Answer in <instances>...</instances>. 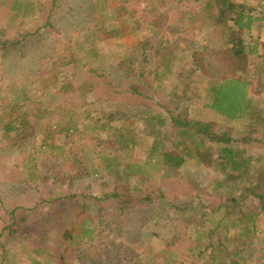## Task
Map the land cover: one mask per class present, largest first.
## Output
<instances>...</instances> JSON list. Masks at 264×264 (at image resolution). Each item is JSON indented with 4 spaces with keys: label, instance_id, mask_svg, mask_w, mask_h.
I'll return each instance as SVG.
<instances>
[{
    "label": "trees",
    "instance_id": "trees-1",
    "mask_svg": "<svg viewBox=\"0 0 264 264\" xmlns=\"http://www.w3.org/2000/svg\"><path fill=\"white\" fill-rule=\"evenodd\" d=\"M60 1H51L42 24L10 42L26 55L31 47L40 50L37 37L53 32L36 68L25 73L28 81L13 82L0 100V130L19 137L29 134L31 122L23 106L31 101L33 90H40L41 97L68 95L72 106L58 107L51 113L53 122L42 119L38 126L39 149L56 155L55 166L43 170L41 158L31 150L22 161L21 172L33 183L50 180L55 185L99 176L113 180V186L101 196L62 190L33 208L13 207L4 231L28 239L29 219L35 215L32 222L63 226L58 244L62 260L69 251L87 249L90 255L112 245L117 252L127 249V264H164L162 255L151 253L150 248L144 253L126 247L128 242L139 246L146 239L144 226L154 217L155 222L170 224L168 238H162L160 244L171 248L187 240V258L202 264H264V236L257 241L258 221L264 212V37L259 29L264 22V0H196L198 7L186 17L189 29L167 27L155 41L139 33L134 11L137 1L151 0H93L88 22L69 34H63V26L52 19ZM39 3L11 0V20L37 17L43 12ZM155 29V25L149 26V32ZM61 34L63 38L58 37ZM96 38L115 43L111 80H106L107 60L97 48ZM185 58L201 76L202 107L222 118L219 130L201 112L190 115L187 106L175 103L173 109L169 103L152 106L147 101L146 77L157 87L180 78L182 93L187 95L189 81L182 71ZM99 82L108 87L107 95L94 100ZM123 93L135 98L134 105L127 101L100 104L115 95L123 97ZM166 125L177 133V139L169 137ZM83 134L92 146L80 157L71 143ZM144 136L149 139L145 159L133 160ZM255 144L261 152H252ZM189 163L212 172L211 192L202 187L195 196L178 203L160 185L150 188L154 175L183 176L184 182L194 183ZM64 200L74 208L69 216L57 207L59 202H68ZM141 207L147 212L142 213L136 234L128 242H116L113 235L124 233V215ZM174 220L179 226H173ZM31 249L34 255L48 251L41 246ZM28 259L32 264H45L31 255ZM2 261L16 264L15 256L6 250Z\"/></svg>",
    "mask_w": 264,
    "mask_h": 264
},
{
    "label": "rangeland",
    "instance_id": "rangeland-1",
    "mask_svg": "<svg viewBox=\"0 0 264 264\" xmlns=\"http://www.w3.org/2000/svg\"><path fill=\"white\" fill-rule=\"evenodd\" d=\"M51 1L52 0H39L43 12L37 13V17L26 20L17 18L12 21L10 17L11 0H0V100L5 96L10 85H13V82L21 83L28 81L25 73L31 72L36 68L40 61L41 53H43L42 51L46 48L48 42L51 39L53 40L51 34L53 32L44 31L45 33H43L41 38L37 37L40 50H36L37 47H31V50H29L26 55H21L17 47L10 44V42L14 40L21 39L20 33L32 31L36 26L44 22L45 16L50 11ZM261 1L263 3V0ZM60 2V5L52 12V19H54L57 26H63V34H69L76 28H82V26L88 22L89 16L92 14L94 8L93 0H61ZM198 5L199 3L196 0H151L150 3L147 1H137V4L134 6V11L138 18L137 26L139 33L142 35L147 34V36H151L153 41H155L158 34L161 35L164 33L167 27V29H169V27L174 28L175 26L177 30H179L183 28L181 27L182 25L186 29H189V23L186 17H188L189 12L195 10ZM151 24L156 26V31L149 32V26ZM262 24L263 26L259 29L264 37V22ZM191 31L194 30L192 29L190 32ZM190 32H187L188 35H190ZM63 34L58 37L63 38ZM3 42L5 45L1 46ZM95 42L100 53L107 60L104 66V70L107 74L106 80H111L113 76L112 66L115 60V43L112 42V40L102 41L98 38L95 39ZM185 55L188 56V53ZM186 58L182 71H184V76L185 78L187 77L189 81L187 83V95L182 93L183 87L179 84L180 78L171 80L166 86L157 87L156 83L151 81V77H146V93L149 96L147 101L152 106H157L158 103H169L173 109L175 103L178 104V106H187L190 115L204 114L206 118L213 119L215 128L219 130L222 118L202 107L204 92L202 90L203 84L201 76L198 72L192 71L191 66L188 64V59ZM84 75L85 74H82L81 76ZM254 87L255 85L252 84V88ZM107 88L108 87H104L103 84L99 82V86L93 94L94 100L98 98L104 99L105 95H107L105 94ZM33 91L34 94L32 95L31 101H28L25 103L26 105L23 106V110L28 114V119L31 122L29 134L19 137L14 133H5L0 130V264H5L2 261L5 250L8 254L15 256L16 264H32L28 259L30 255L40 259L45 264H127L130 253L125 251L126 248L117 252L112 245L109 247L107 246L108 248H106L105 252L97 250V253H92L90 255L87 253L89 252L87 249H82L79 252L69 251L64 255L62 260L60 255L61 248L58 244L64 230L63 226L58 223V225L55 226L56 228H53L51 226L42 225L44 221L40 223L32 222L36 217L35 215L33 218L29 219L31 227L28 239L21 238L19 235L14 236L4 231L3 227L6 221L10 220L9 211L13 207L33 208L37 203H41L43 198L50 196L53 192L57 193L62 190L65 193L85 192L101 196L104 192L111 190L113 186V180L108 177L101 178L99 176H84L73 182L55 185H53L50 180H40L37 183H33L26 178V175L23 174L24 172H21L22 161L31 150L35 151L39 158H41V160L39 159V163L40 165L42 164L43 170H46L47 167L50 168L51 166H55L56 164L53 162L56 155H51L49 152L41 153L39 149V124H41L44 119L53 122L55 118L51 113L56 112L58 107L72 106L71 99L67 98L68 95L54 94L41 97L40 90H36V92L35 90ZM254 93L257 95V99L261 98L258 91H254ZM126 101L131 104L130 106L134 105L133 102H136L134 97L123 93V97L115 95L103 100L100 104H120ZM1 109L2 107L0 106V112ZM165 130L172 140L178 138L177 133L172 130L169 125L165 126ZM139 132L141 133V131L137 129V136L141 135ZM56 138L57 142L61 141L60 136ZM144 140L143 144L138 145L136 151L133 153V160L145 159L144 150L149 143V139L144 136ZM91 143L92 141H90L89 137L83 134L82 139L76 138L71 144L73 146L72 148H74L73 150L81 157L82 153L88 154L92 146ZM250 149H252V152H261V148L258 144L253 145ZM124 166L125 163L123 167ZM187 169L190 173L189 177L195 178L196 183L194 181V183L191 182V184L184 182L182 179L183 176L177 177L170 174L156 177L154 175L152 178L155 183L151 181L150 188L153 185L154 187L160 185L169 199H173L178 203L189 200L199 192V189L202 190V187L205 188L206 192L212 191L213 178L211 171H205L191 163L188 164ZM190 178H188V180H190ZM192 184H194V187H189V185ZM128 188V184L126 183L125 189ZM64 201L68 202L63 204L59 202V206L55 205V207L61 208L60 210H62V212L64 210V216H69L74 212V208H72V203L69 200ZM146 212V207H141L135 208L124 215L126 216L124 220L126 223L124 233L112 234L116 242L119 240H124L126 242L130 241V237L136 234L139 225L138 221ZM151 220L152 221L147 226H144V237L149 239L143 240L139 246L137 245L138 243L128 242L126 245L127 248L130 247L131 250L135 249L138 252L144 251V253L150 248L151 253H160L162 255L161 262L164 264H202L201 260H192L185 256L184 247L187 240L178 245V248H166L164 243L160 244L162 238H168L167 232L170 231V224L166 223V220L155 222L156 218L154 219V217H151ZM175 224H177V222L174 220L173 226ZM102 229L103 227H101V230ZM102 234H105V232H102ZM258 236L257 241L264 236V212L261 214L258 221ZM32 246H41L44 250L47 249L48 251H43V253L39 255H34L31 249Z\"/></svg>",
    "mask_w": 264,
    "mask_h": 264
}]
</instances>
